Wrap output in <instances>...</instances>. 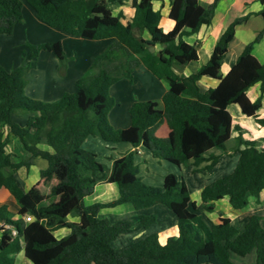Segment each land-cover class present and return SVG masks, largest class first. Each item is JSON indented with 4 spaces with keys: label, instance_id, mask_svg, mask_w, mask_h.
Listing matches in <instances>:
<instances>
[{
    "label": "trees",
    "instance_id": "16d2710c",
    "mask_svg": "<svg viewBox=\"0 0 264 264\" xmlns=\"http://www.w3.org/2000/svg\"><path fill=\"white\" fill-rule=\"evenodd\" d=\"M218 1L171 0L168 16L174 24L164 31L159 25L161 13L153 9L152 0H131L134 14L126 23L109 8L123 0H0V34H11L22 21V5L26 2L37 19L48 26L82 39H110L76 80V91L64 92L52 102L30 97L25 85L31 59L40 50L51 51L63 63L65 51L59 40L26 42L30 52L27 60L11 70L0 63V187L13 194L21 216L31 214V220L21 225L10 218L6 204L0 206V220L17 231L12 235L0 228V264H13L12 254L21 249V241L32 264H236L232 255L244 256L252 250L257 263L264 264V228L257 214H251L240 230L227 216L212 221L199 212L202 203L211 208V202L224 196L234 209L244 207L250 196L258 200L264 188V148H257L254 141L243 140L238 133L233 147L238 154L234 167L203 186L200 206L191 199L185 180L172 172L164 175L161 186L142 181L134 162L136 149L114 157L107 167L84 146L88 137L134 147L143 144L153 156L177 167L192 159L194 170L205 172L218 162L219 155L205 157L204 153L213 147L225 150L232 129H240L232 124L229 104H237L241 113L255 117L264 126V117L257 116L262 94L254 100L246 94L255 82H260L264 90V62L252 53L253 44L264 33V0H259L262 7L258 12L263 28L244 45L227 73L222 74L221 62L236 25L246 20L247 14L227 25L197 72L181 76L176 71L198 58L200 41L189 43L184 36L211 22ZM133 27L147 31L149 38L135 36ZM154 44L162 49L150 51L149 46ZM163 52L168 55L163 56ZM139 64L164 80L167 90L161 104L132 102L128 110L130 125L114 128L108 119L115 104L110 86L121 78L131 79ZM203 75L218 79L217 85L200 90L197 80ZM16 115H24L25 122L16 121ZM162 122L167 132L160 137L156 130ZM12 136L18 138L25 152L16 163H12L10 153L4 152ZM42 141L48 148L39 146ZM36 157L47 162L39 171L43 182L53 181L47 191L39 186L24 190L5 170L19 165L29 168ZM205 160L209 162L197 167ZM102 182L115 184L117 196L86 203L85 198ZM120 204H129L137 211L134 224L121 219L111 222L100 216L102 209ZM155 204L173 214L177 234L161 242L153 231L114 248L111 242L117 236L156 223L155 214L140 213ZM73 212L78 222L69 220ZM188 223L197 226L199 238L193 237ZM60 227L69 228V232L56 237L53 231Z\"/></svg>",
    "mask_w": 264,
    "mask_h": 264
},
{
    "label": "crops",
    "instance_id": "0c3cea01",
    "mask_svg": "<svg viewBox=\"0 0 264 264\" xmlns=\"http://www.w3.org/2000/svg\"><path fill=\"white\" fill-rule=\"evenodd\" d=\"M170 2L171 0H152L153 9L159 10L161 13L159 25L164 31L170 30L174 24L173 20L168 16ZM261 7L262 5L259 0H219L211 22L209 24L201 25L196 32L184 36V39L189 43L200 41L197 48L198 58L176 70L178 74L181 76H188L191 73L197 72L199 67L209 59L213 46L227 25L234 18L247 14L248 17L246 20L236 25L234 37L230 41L228 51L221 62L220 69L222 74L227 73L239 53L242 51L244 45L251 41L263 28L262 16L258 14ZM109 8L111 13L118 16L123 23L130 21L134 14L131 0H123L122 3L112 5ZM22 15V21L14 26L11 34H0V63L5 69L11 70L18 66L22 61L27 60L30 52L25 44L26 42L35 44L43 41L59 40L63 46L65 57L68 61L62 64L51 51L40 50L39 53L31 59V67L27 71L25 93L32 98L52 102L60 98L64 92L76 91V80L86 72L94 56L105 49L110 39H108L109 41H105L106 39H78L76 36L69 35L62 30L48 26L37 19L33 9L26 2L22 5ZM132 32L135 36L149 38V34L145 30L141 31L138 28L133 27ZM84 44L91 45L89 46V51L82 48ZM75 46H77V48L73 49ZM153 47V51H159L162 49L159 44H154ZM252 53L259 62H264V33L260 36L259 40L253 44ZM167 55L166 52H163V56L166 57ZM217 83L218 79L209 75H203L197 80L200 90L215 87ZM166 90L167 84L164 80L154 75L143 64L137 65L132 72L131 79L121 78L110 86V94L114 98L115 104L109 110V122L114 128H125L129 126L131 119L128 110L132 102L137 100H147L156 104H161V97ZM246 94L251 100L256 99L262 94L261 106L257 111V116L264 117V90L261 91L260 82L252 84L246 90ZM233 104L234 103L229 104L227 109L232 116V124L239 126L240 129H232L231 136L225 143V150L213 147L204 153L205 157L210 153L219 155L218 162L205 172L195 171L194 169L196 166L192 164V159H189L186 165L177 167L162 158L153 156L151 151L143 144L134 147L127 143H107L99 138L88 137L84 141V146L93 150L97 154V159H99V156H102L107 162L102 163L107 167L111 165L114 157H118L131 149H136V152L134 153V162L138 166V174L141 172L140 176H144L150 183L155 182L157 183L156 185L161 186L164 175L168 172H172L178 178L182 177L185 180L189 188L191 199L200 206L202 203L200 200V191L203 186L209 181L223 175H216L221 171L219 167L222 164L225 165L223 159L226 158L229 162L228 165L225 166L228 169L226 170L227 172L234 167L238 154L233 152V147L235 146V137L238 133L241 134L243 140L254 141L257 148H264V126L260 125L255 117L241 113L239 106L235 104V107ZM14 119L22 124L25 122L24 115H16L14 116ZM6 132L7 130L5 129L4 135ZM166 132L167 126L165 122H162L156 130V135L163 137L166 135ZM39 146L42 148H48L44 141H42ZM240 147H243V145H240ZM4 152L11 154L12 163L18 162L21 156L25 154L22 144L15 136H12L8 140ZM208 162L209 160H205L203 161V164L205 165ZM46 166L47 162L45 159L36 157L29 168L19 165L15 166V168L6 167L5 170L16 177L17 182L22 189L27 190L31 187L42 184L39 171ZM174 167L177 170H175ZM209 173H212V176H209ZM110 184L113 183L102 182L97 184L94 192L97 187L100 186L107 190V188L110 187ZM3 204L7 205L9 213L15 215V219L20 221L21 225H25L27 221L24 219L23 215L21 216L19 214V206L15 197L6 187L1 186L0 206ZM118 206L109 208V210H113V213H107V211L102 209L99 214L103 215L104 213H107L115 215L116 213L118 214L127 211L137 212L129 204H120ZM210 206L211 208H205L202 203L199 210L206 219L216 221L220 215H224L229 217L241 230L248 217L251 214H257L259 216L260 225L264 228V188L260 191L258 200L255 197L250 196L248 198V203L240 209L232 208L227 196L211 202ZM120 208H124L123 210L125 211L120 210ZM106 209L107 208H105V210ZM159 209L162 212L161 215L166 218V222L157 225L149 233L153 231L157 232L159 240L164 242L168 235L177 234V226L173 214L165 206L161 205ZM71 214L76 216L74 212ZM71 221L78 222V217L76 216L75 219ZM188 226L196 225L194 223H188ZM196 227H194V230L197 233V237H200L201 233ZM64 228L67 230H61V232L66 235L69 232V228ZM141 229L144 232L142 235L148 234V227ZM134 231H140V229ZM62 234L56 237H61L63 236ZM21 243V249L12 254L14 260L13 264H32L26 258L23 242L21 241ZM231 258L236 264H258L254 250L244 256L232 255Z\"/></svg>",
    "mask_w": 264,
    "mask_h": 264
},
{
    "label": "rangeland",
    "instance_id": "374dc122",
    "mask_svg": "<svg viewBox=\"0 0 264 264\" xmlns=\"http://www.w3.org/2000/svg\"><path fill=\"white\" fill-rule=\"evenodd\" d=\"M76 38H78V39H81V38H79V37H77L76 36ZM105 41H109L108 39H106ZM110 42V41H109ZM89 46H91V45H88V44H84L83 46H82V48H84V50H90V47ZM107 47V46H106ZM105 47V48H106ZM74 48H77V46H75V47H73V49ZM70 49V48H69ZM68 61V59L67 58H65L64 59V62L63 63H66ZM60 62V61H59ZM62 63V64H63ZM235 107H236V105L235 104H233ZM234 152V151H233ZM100 162H103V163H107L103 158H102V156H99V159H98ZM223 163H225V165L224 164H222L219 168H220V173L218 172L216 175H221V174H225L227 171L226 170H228L225 166L226 165H228V160L226 159V158H224L223 159ZM204 164H203V162L201 163V165H199V166H197V167H200V166H203ZM196 168V167H195ZM174 169L175 170H177L175 167H174ZM195 171H197V170H195ZM141 175V172L139 173V176ZM209 176H212V173H209ZM140 177H142V176H140ZM141 180L142 181H144L145 183H148V184H152V185H156L157 183H155V182H153V183H150L148 180H146L145 179V177L143 176L142 178H141ZM211 180V179H210ZM53 181H48V182H43L42 181V184L41 185H39V187H41V188H44L46 191L49 189V186H50V184L52 183ZM116 195H117V188H116V185L115 184H110V187H108L107 188V190H106V188H101V186L100 187H97V189H96V191L92 194V195H90V196H87L85 199V202H87V203H91V202H94V201H108V200H111V199H114L115 197H116ZM126 205V204H125ZM118 207H121V206H118ZM159 207H161V204H155L154 206H152V207H149V208H145V209H142L141 211H140V213H142V214H151V213H153V214H155L156 216H157V220H156V223L154 224V225H152V226H149L148 228V233L150 232V231H152V229L153 228H155L157 225H160V224H162V223H164V222H166V218L163 216V215H161V210L159 209ZM124 209V208H123ZM122 208H120V210H123ZM11 210V209H10ZM104 211H107V213L109 212V213H113V210L111 209V210H109V208H107L106 210L104 209ZM123 211H125V210H123ZM107 213H104L103 215H100V216H104V217H106V218H108L109 219V221H111V222H114V221H116V220H118V219H121V220H128V221H130V222H132L133 224L136 222V220H137V212H133V211H131V212H120V213H116L115 215H111V214H107ZM8 215L10 216V218L11 219H13V220H16L15 218H16V216L15 215H11L10 213H8ZM75 217L76 216H73L72 214L71 215H69V220H74L75 219ZM192 225V224H191ZM189 227V229H190V231L192 232V234H193V237L194 238H199V237H197V233L195 232V230H194V227H196V226H188ZM196 229H197V227H196ZM61 230H67L66 228H64V227H60V228H57L53 233H54V235L55 236H60V234H62V232H61ZM142 233H144L143 231H142V229H140V231H133V232H131V233H127V234H121V235H119V236H117L112 242H111V245L114 247V248H120V247H123V246H125V245H128L129 243H131V242H133V241H135V240H137V239H140V238H142L143 236H145V235H142ZM63 236H64V234H62ZM158 237H159V235H158Z\"/></svg>",
    "mask_w": 264,
    "mask_h": 264
},
{
    "label": "built area",
    "instance_id": "2783aa9c",
    "mask_svg": "<svg viewBox=\"0 0 264 264\" xmlns=\"http://www.w3.org/2000/svg\"><path fill=\"white\" fill-rule=\"evenodd\" d=\"M24 219L26 221H29L31 220V214H26L24 215ZM1 227H4L6 228L7 230H9L11 232L12 235H16L17 234V231H16V228L11 225V224H8V223H5L4 221L0 220V228Z\"/></svg>",
    "mask_w": 264,
    "mask_h": 264
},
{
    "label": "water",
    "instance_id": "95a60500",
    "mask_svg": "<svg viewBox=\"0 0 264 264\" xmlns=\"http://www.w3.org/2000/svg\"><path fill=\"white\" fill-rule=\"evenodd\" d=\"M153 48H154L153 45L149 46L150 51H153Z\"/></svg>",
    "mask_w": 264,
    "mask_h": 264
}]
</instances>
